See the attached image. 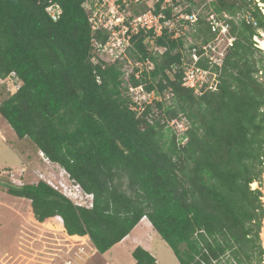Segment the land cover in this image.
I'll return each mask as SVG.
<instances>
[{
	"label": "trees",
	"instance_id": "1",
	"mask_svg": "<svg viewBox=\"0 0 264 264\" xmlns=\"http://www.w3.org/2000/svg\"><path fill=\"white\" fill-rule=\"evenodd\" d=\"M83 2L62 0L63 15L53 22L46 0H0V79L14 73L21 82L0 103V115L19 140L29 139L93 195V208L75 206L43 181L9 186L8 194L29 200L37 222L59 217L68 236L88 235L100 254L146 217L180 264H262L264 85L256 74L264 53L253 42L264 29L262 12L253 0L212 5L217 13L251 10L257 27L232 26L237 42L220 85L201 96L183 87L182 73L167 75L184 42L159 39L167 51L151 56V78L159 91H173L174 106L155 104L137 117L126 86L148 81L127 76L126 59L105 70L93 66ZM200 25L210 39L202 18ZM134 44L149 56L140 38ZM179 116L189 123L184 146L162 125ZM132 256L136 264H157L142 247Z\"/></svg>",
	"mask_w": 264,
	"mask_h": 264
},
{
	"label": "built area",
	"instance_id": "2",
	"mask_svg": "<svg viewBox=\"0 0 264 264\" xmlns=\"http://www.w3.org/2000/svg\"><path fill=\"white\" fill-rule=\"evenodd\" d=\"M61 1L46 0L45 12L53 22H58L63 15ZM215 1L84 0L82 8L86 12L93 34L90 59L93 66L105 70L126 59L128 62L126 75L132 74L137 81L143 78L148 81L135 87L126 86L125 98L128 101L129 110L137 117L143 115L148 107L155 104H163L167 107H172L174 104L173 91L171 89L159 91L151 78L155 69L151 56H162L167 51V47L158 45V40L165 36L170 41L184 42L177 51L181 55L179 63L171 65L167 71L170 79L173 80L176 74L182 73L183 87L192 90L196 96L215 91L220 85L225 62L237 42V36L231 32L232 26L246 23L257 27V22L251 10L235 14L217 13L212 7ZM253 1L264 15V1ZM201 18L204 19L210 31V39L199 33ZM139 38L149 53L148 57H142L134 44V40ZM262 39H264V29H258L253 36V42L254 46L260 50H262L260 45ZM131 55L137 60L131 58ZM11 76L16 78L14 73L8 78L10 79ZM256 79L264 85V69L257 72ZM101 82V76L97 73V83L101 84ZM148 84L154 87L149 90ZM168 124L177 137L179 145L184 146L188 140L187 119L179 116ZM47 184L59 192L52 183ZM252 188L255 189L253 186ZM77 189L82 190L79 185ZM62 194L64 195L65 191ZM85 195L90 198V203L74 204L77 207L92 209L93 195L86 193ZM261 201L264 204L263 197ZM57 219L63 226V220L59 217ZM66 241H68L65 245L67 249L60 250L62 255H59L63 260L62 264H81L99 253L88 235L83 238L67 235ZM262 264H264V257Z\"/></svg>",
	"mask_w": 264,
	"mask_h": 264
},
{
	"label": "rangeland",
	"instance_id": "3",
	"mask_svg": "<svg viewBox=\"0 0 264 264\" xmlns=\"http://www.w3.org/2000/svg\"><path fill=\"white\" fill-rule=\"evenodd\" d=\"M19 85L21 82L12 76L0 81V103L14 94ZM169 122L171 120L164 119L162 125L165 131L174 135ZM9 127L0 115V132L5 138L0 136V264H19L21 261L23 264H62L59 255L66 251L68 241L59 219L37 222L30 209L31 202L9 195L7 189L43 181L52 183L61 193L65 191L64 195H68L66 197L73 203L86 205L90 198L77 189V184L59 165L46 160L29 139L19 140L12 135ZM176 141L179 142L177 137ZM62 184L66 187L62 188ZM262 193L264 198V181ZM262 243L264 247L263 239ZM94 258L92 256L81 264H90Z\"/></svg>",
	"mask_w": 264,
	"mask_h": 264
},
{
	"label": "crops",
	"instance_id": "4",
	"mask_svg": "<svg viewBox=\"0 0 264 264\" xmlns=\"http://www.w3.org/2000/svg\"><path fill=\"white\" fill-rule=\"evenodd\" d=\"M0 81L2 82L1 79ZM10 130L12 132L11 134L14 135V131L12 129ZM0 136L4 138L1 132ZM158 238L161 237L153 229L149 220L147 218H143L124 240L116 244L105 254L97 253L99 256L97 257L96 254L90 264H136L132 253L137 247H142L148 251L156 259L157 264H180L167 243L162 240V238ZM19 264H23L22 261ZM24 264L30 263L27 262Z\"/></svg>",
	"mask_w": 264,
	"mask_h": 264
},
{
	"label": "bare ground",
	"instance_id": "5",
	"mask_svg": "<svg viewBox=\"0 0 264 264\" xmlns=\"http://www.w3.org/2000/svg\"><path fill=\"white\" fill-rule=\"evenodd\" d=\"M260 45H261V48H262V50L264 51V39H262V40H260ZM68 175V174H67ZM63 183V182H62ZM62 186V188H65L66 186L65 185H61ZM254 188H256L257 187V184L255 183V184H253L252 185ZM68 188V187H67ZM80 193H82V192H80ZM73 196V195H72ZM69 197H70V195H69ZM74 197V196H73ZM81 197V196H80ZM76 198V197H75ZM79 201V200H78ZM144 222V221H143ZM261 237H262V239H263V242H264V226H263V229H262V233H261ZM117 254V253H116Z\"/></svg>",
	"mask_w": 264,
	"mask_h": 264
}]
</instances>
